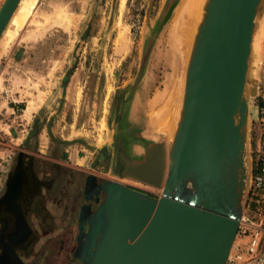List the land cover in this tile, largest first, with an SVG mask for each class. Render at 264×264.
I'll use <instances>...</instances> for the list:
<instances>
[{
    "label": "rangeland",
    "instance_id": "374dc122",
    "mask_svg": "<svg viewBox=\"0 0 264 264\" xmlns=\"http://www.w3.org/2000/svg\"><path fill=\"white\" fill-rule=\"evenodd\" d=\"M178 2L37 0L22 27L1 36L0 193L20 152L69 168L76 186L94 175L153 196L161 193V188L123 176L121 155L141 160L151 144L164 142L167 146L172 140L150 125L149 112L160 104L150 110L153 107L148 103L175 78L168 24ZM262 22L264 0L258 8L244 92L251 109L264 81ZM188 66L189 62L186 76ZM31 101L36 108L26 116L24 109ZM181 103L174 126L181 116ZM245 131L250 168L252 113ZM76 157L79 167L72 164ZM243 185L241 215L253 216L258 206H248L251 178ZM72 245L66 242L65 247L70 250ZM59 255L68 258L67 251Z\"/></svg>",
    "mask_w": 264,
    "mask_h": 264
},
{
    "label": "water",
    "instance_id": "95a60500",
    "mask_svg": "<svg viewBox=\"0 0 264 264\" xmlns=\"http://www.w3.org/2000/svg\"><path fill=\"white\" fill-rule=\"evenodd\" d=\"M19 1H3L0 38ZM261 2L211 1L171 142L151 144L141 160L121 155L123 176L161 193L115 180L97 183L96 194L103 192L104 199L95 198V209L83 205L79 217L75 256L83 264H225L244 207L241 188L251 178L245 129L252 109L244 92ZM24 165L17 161L0 197V238L11 242L20 233L8 228L20 229L25 221L15 215ZM95 179L87 176V182Z\"/></svg>",
    "mask_w": 264,
    "mask_h": 264
},
{
    "label": "flooded vegetation",
    "instance_id": "af4514ba",
    "mask_svg": "<svg viewBox=\"0 0 264 264\" xmlns=\"http://www.w3.org/2000/svg\"><path fill=\"white\" fill-rule=\"evenodd\" d=\"M19 159L26 164L22 166L25 182L21 187L23 197L20 208L15 215H23L25 221L20 229L16 226L8 228L9 231L20 233L18 240L11 242L0 238V258L3 264H83L75 256L82 206L90 205L95 209L98 203L95 198L102 201L105 197L103 192L96 194L97 183L106 180L96 177L87 182L86 176L82 184L76 186L69 168L60 163L35 158L29 153H18L7 175L13 171ZM71 187L75 188L73 192L70 191ZM4 192L5 184L0 197ZM75 199L78 200L77 204L72 202ZM1 227L0 223V234L3 232ZM66 242L73 244L72 249H66ZM55 243L57 245L53 248ZM65 251L68 253L67 259L59 255Z\"/></svg>",
    "mask_w": 264,
    "mask_h": 264
},
{
    "label": "bare ground",
    "instance_id": "6f19581e",
    "mask_svg": "<svg viewBox=\"0 0 264 264\" xmlns=\"http://www.w3.org/2000/svg\"><path fill=\"white\" fill-rule=\"evenodd\" d=\"M211 1L212 0H179L168 24V41H170L169 43L171 44L170 52L172 54L171 61L172 66L176 69V74L173 80H169L163 91L161 93L159 92L154 100L148 104L153 107L150 110L154 109V106L157 107V105L160 104L156 111L153 110L149 112L150 125L153 127L156 126L155 128L161 130L166 136L168 135L169 141L176 130L174 119L176 118L177 120L180 110V89H182V84L184 83L183 79L186 76L184 75V70L186 64L190 62L198 37L204 27L205 18ZM36 2L37 0H20L9 21V25L14 28L8 25L2 35L5 36L7 33H10V31H18L33 12ZM182 91L184 92L183 89ZM35 108V103L33 101L29 102L24 109V114L30 116Z\"/></svg>",
    "mask_w": 264,
    "mask_h": 264
},
{
    "label": "built area",
    "instance_id": "2783aa9c",
    "mask_svg": "<svg viewBox=\"0 0 264 264\" xmlns=\"http://www.w3.org/2000/svg\"><path fill=\"white\" fill-rule=\"evenodd\" d=\"M253 107L254 149L248 206L256 204L258 208L253 216L246 212L240 216L225 264H264V81Z\"/></svg>",
    "mask_w": 264,
    "mask_h": 264
},
{
    "label": "crops",
    "instance_id": "0c3cea01",
    "mask_svg": "<svg viewBox=\"0 0 264 264\" xmlns=\"http://www.w3.org/2000/svg\"><path fill=\"white\" fill-rule=\"evenodd\" d=\"M72 164H73V166H76V167H79L80 166L79 163H78V157H76V158L73 159V163Z\"/></svg>",
    "mask_w": 264,
    "mask_h": 264
}]
</instances>
